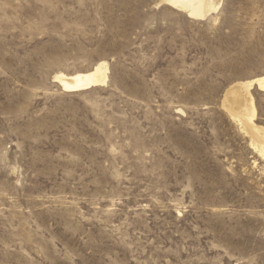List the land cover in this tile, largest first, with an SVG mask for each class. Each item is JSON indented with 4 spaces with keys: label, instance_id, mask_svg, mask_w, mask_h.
I'll list each match as a JSON object with an SVG mask.
<instances>
[{
    "label": "rangeland",
    "instance_id": "374dc122",
    "mask_svg": "<svg viewBox=\"0 0 264 264\" xmlns=\"http://www.w3.org/2000/svg\"><path fill=\"white\" fill-rule=\"evenodd\" d=\"M161 1L0 0V264H264V160L223 104L264 76V0Z\"/></svg>",
    "mask_w": 264,
    "mask_h": 264
},
{
    "label": "bare ground",
    "instance_id": "6f19581e",
    "mask_svg": "<svg viewBox=\"0 0 264 264\" xmlns=\"http://www.w3.org/2000/svg\"><path fill=\"white\" fill-rule=\"evenodd\" d=\"M161 2L195 20L206 19L220 7V3L217 0H162ZM109 75V64L106 61H102L88 71H78L73 74L59 72L53 78L63 92L74 94L106 86L110 81ZM253 88L264 91V76L234 84L226 90L223 104L232 120L250 138L251 147L264 160V127L255 123L257 109L251 93Z\"/></svg>",
    "mask_w": 264,
    "mask_h": 264
}]
</instances>
